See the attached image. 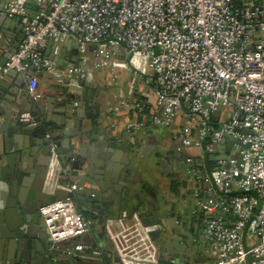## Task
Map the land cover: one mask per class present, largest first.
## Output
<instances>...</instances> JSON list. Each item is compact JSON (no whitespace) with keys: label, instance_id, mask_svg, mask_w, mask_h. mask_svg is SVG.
Wrapping results in <instances>:
<instances>
[{"label":"built area","instance_id":"obj_1","mask_svg":"<svg viewBox=\"0 0 264 264\" xmlns=\"http://www.w3.org/2000/svg\"><path fill=\"white\" fill-rule=\"evenodd\" d=\"M25 2L36 10L30 12ZM0 15L14 18L22 32L0 68V81L11 70L24 75L34 101L43 98L37 74L44 70L59 76L41 54L47 40L54 52L65 42L76 43L78 62L66 70L72 85L102 67L116 80L109 59L118 56L112 49L120 48L129 79L111 111L128 112L125 132L131 136L144 124L168 127L179 118L174 138L182 148L197 151L185 163L186 178L193 182L192 214L203 216L193 238L206 260L203 264H264V0H0ZM88 48L95 58L89 66ZM141 82L153 95L152 106L148 94L138 89ZM18 122L28 128L37 125L27 112ZM224 136L233 143L219 149ZM46 138L52 165L62 177L66 166L51 135ZM206 143L218 153L210 168ZM75 188L70 184L67 190ZM39 213L53 243L81 237L92 227L73 197L47 204ZM139 217L138 212H122L119 219L106 221V235L117 253L113 264H162L150 241V263L122 254L120 239L107 228L111 222H139ZM160 223L164 228L165 221ZM69 253L78 261L90 258L81 245ZM99 256L93 252L92 257Z\"/></svg>","mask_w":264,"mask_h":264},{"label":"crops","instance_id":"obj_2","mask_svg":"<svg viewBox=\"0 0 264 264\" xmlns=\"http://www.w3.org/2000/svg\"><path fill=\"white\" fill-rule=\"evenodd\" d=\"M28 8L30 12L36 10L33 4ZM0 37L1 68L8 51L21 41V26L14 18L0 15ZM112 51L118 54L109 59L115 66L116 80H112L108 68L102 67L92 71L89 78L72 85L66 70L78 62L76 43L65 42L54 52L52 41L47 40L41 54L52 61L59 76L54 77L44 70L37 74L38 89L43 94L40 101L28 95L24 75L9 71L0 81V264L116 262L117 256L105 226L101 229L97 222L102 216L119 219L122 212L132 213V206L138 207L142 217L140 208L147 204H139L134 198L135 194L140 196V191L134 188L136 181L131 178L132 173L139 184L157 190L159 216L178 217L173 227L165 224L160 240L153 243L157 247V258L181 263L192 256L179 253L178 247L171 253L170 249L180 231L184 233L180 236L183 241L198 226L190 204L193 182L186 178L185 163L186 157L195 156L197 151L182 148L174 138L181 123L179 118L168 127L152 128L144 124V128L131 136L125 132L128 112L113 113L111 107L124 96L129 74L123 70V51L120 48ZM87 54L89 66L95 58L91 48ZM30 73L31 70L28 75ZM138 89L148 94L146 101L152 106L154 98L146 83H139ZM24 112L36 119L35 127L20 126L18 116ZM66 120H69L67 125ZM24 130L30 133H23ZM47 134L51 135L52 142L56 139L62 162L66 161V175L62 177L52 165ZM74 161L81 162L78 176H87L89 180L83 182L82 190H92L100 196L90 195L80 203L79 198L84 194H75L77 211L91 220L92 227L81 237L53 243L43 231L39 209L57 189L56 184L77 185L71 181ZM118 190L120 193L116 192ZM145 217L153 221L152 217ZM107 228L120 239L125 250L134 252L135 261L139 257L149 263L152 261L150 240L137 219L114 222ZM75 245H81L83 253L90 258L74 260L69 252ZM96 251L100 252L98 258L92 257ZM196 255L193 263L203 264L205 258L199 246ZM127 264L137 263L128 261Z\"/></svg>","mask_w":264,"mask_h":264},{"label":"water","instance_id":"obj_3","mask_svg":"<svg viewBox=\"0 0 264 264\" xmlns=\"http://www.w3.org/2000/svg\"><path fill=\"white\" fill-rule=\"evenodd\" d=\"M29 2H25V7L28 8L29 6ZM10 73H14L13 70L10 71ZM20 126L22 128H28L27 127V123H21ZM25 131V132H24ZM23 133H30V130H24ZM233 143L232 138L229 136H224L223 139L220 141V143L217 145V148L222 149L224 148V144L226 143ZM80 161H74L72 162V168H73V174L74 176L71 178L72 182H77L76 188L74 191L69 192L68 186L66 185V183H62L60 185L56 184L57 189L54 191V193H51L48 198L47 201L45 202V204H50L53 203L55 201H59L62 200L64 198H70V197H74L75 194H79V193H83L84 197H80V203H82L83 201L86 200V197H89L90 195L92 196H100V193H93L92 190H82V186H83V182L89 181L87 179V176H78V171L80 170ZM63 166H66V161L62 162ZM86 174L90 173L86 170ZM133 177V178H132ZM131 178L136 181L135 183V189L140 191V196H138V194L134 195V198H136L137 202L139 204H142V202H146L147 206L146 207H142L141 209V213H142V217H139V224L142 227V229L144 230L147 238L150 240V242L152 243H156L158 242V240H160V236L163 232V227L161 226V219H163L165 221V224L167 223L169 225V227H173L174 223L177 224L178 222V217L175 218L174 216H169L168 218L164 217V216H159L158 215V209H159V203L158 200L156 198L157 195V190L152 187V186H146L145 184H139V181L137 180L138 178L135 176V174L132 173ZM135 178V179H134ZM119 192L120 191H116ZM128 195L129 191L126 192ZM115 195V194H112ZM140 197V199H139ZM148 204L150 207H148ZM152 208V209H151ZM132 211L133 212H138V207L132 206ZM83 211H86L85 208H82ZM138 210V211H137ZM145 216L148 217H152L153 221H151V219L146 218ZM109 218L106 216H102L100 217L99 221L97 222V224L100 226V228L102 229L105 226L106 221ZM96 225V224H95ZM43 231L45 232L44 228Z\"/></svg>","mask_w":264,"mask_h":264},{"label":"rangeland","instance_id":"obj_4","mask_svg":"<svg viewBox=\"0 0 264 264\" xmlns=\"http://www.w3.org/2000/svg\"><path fill=\"white\" fill-rule=\"evenodd\" d=\"M205 150V149H204ZM184 233H182V231H180V235H179V238L177 237H174V239L172 240V243H171V249H170V253L173 252L175 249V247L178 249L179 253L181 254H186L188 256H191L188 261L191 262V261H195V259H197V255H196V252L194 251L195 249H192L191 248V244L194 245V241H193V234L191 232H189L186 236V238H184V240L182 241V238H180V236L182 237ZM180 241V242H179ZM118 242V241H117ZM179 242V243H178ZM119 246V249L121 250L122 254L128 256V257H132V258H135L134 257V252L132 251H127L123 248V245H118ZM155 246V245H154ZM122 248L124 249V251H122ZM156 248V251H155V257H157V247L155 246ZM114 251V250H113ZM114 254L116 255V251H114Z\"/></svg>","mask_w":264,"mask_h":264},{"label":"trees","instance_id":"obj_5","mask_svg":"<svg viewBox=\"0 0 264 264\" xmlns=\"http://www.w3.org/2000/svg\"><path fill=\"white\" fill-rule=\"evenodd\" d=\"M145 112H147V108H146ZM214 128H217V122L215 123ZM55 140H56V139H54L53 144H54V146H55V148H56V151L58 152V150H57V145H56V141H55ZM205 148H206L205 163H206V166H207L208 168H210L211 166H213V165L215 164V162H216V158H217V156H218V153H217V149H216V148L211 147V146H210L209 144H207V143L205 144ZM58 153H59V152H58ZM73 199H74V203H75L77 198L74 196ZM202 217H203V216H202ZM202 217L199 218V216H197V220H196L197 225H198V226H197V229H195L194 232H191V233L193 234V238H196V237L198 236V231H199L200 226H201V221L203 220ZM191 247H194V249H196V251H197V245H196V243H194V245L191 244ZM194 251H195V250H194ZM196 251H195V252H196ZM197 254H198V253H197ZM159 261H160V263H162V264H194L193 261L189 262V261H187V260H184V261L181 262V263H175L173 259H169V260H159ZM205 261H206V260H204V262H205Z\"/></svg>","mask_w":264,"mask_h":264},{"label":"bare ground","instance_id":"obj_6","mask_svg":"<svg viewBox=\"0 0 264 264\" xmlns=\"http://www.w3.org/2000/svg\"><path fill=\"white\" fill-rule=\"evenodd\" d=\"M117 222H119V221H117ZM112 223H114V222H111L110 224H112ZM119 223H121V222H119ZM128 262V261H127ZM127 262L125 263V264H127Z\"/></svg>","mask_w":264,"mask_h":264},{"label":"flooded vegetation","instance_id":"obj_7","mask_svg":"<svg viewBox=\"0 0 264 264\" xmlns=\"http://www.w3.org/2000/svg\"><path fill=\"white\" fill-rule=\"evenodd\" d=\"M196 220V219H195Z\"/></svg>","mask_w":264,"mask_h":264}]
</instances>
